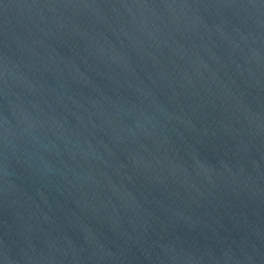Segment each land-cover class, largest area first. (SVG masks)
<instances>
[{
    "label": "water",
    "instance_id": "1",
    "mask_svg": "<svg viewBox=\"0 0 264 264\" xmlns=\"http://www.w3.org/2000/svg\"><path fill=\"white\" fill-rule=\"evenodd\" d=\"M0 264H264V0H0Z\"/></svg>",
    "mask_w": 264,
    "mask_h": 264
}]
</instances>
